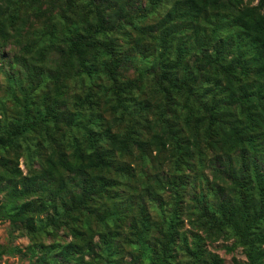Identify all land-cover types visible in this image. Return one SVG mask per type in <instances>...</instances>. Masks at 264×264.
<instances>
[{
	"label": "trees",
	"instance_id": "16d2710c",
	"mask_svg": "<svg viewBox=\"0 0 264 264\" xmlns=\"http://www.w3.org/2000/svg\"><path fill=\"white\" fill-rule=\"evenodd\" d=\"M163 5L166 9L160 10ZM29 12L31 18L37 14L38 19L44 15L45 19L66 20L59 61L90 84L102 76L113 85L110 97L121 107L113 123L119 127L113 132L101 122L104 111L94 97L75 96L78 104L69 107L63 96L66 71L56 76L41 72L56 90L46 94L44 106L41 102L25 104L24 117L20 118V112L14 121L0 120V148L12 147L15 138L40 128L47 140L55 142L57 152L44 160L39 174L19 179L26 178L25 182L12 183L20 177L15 172L11 177L0 174V181L6 177L11 183L8 190L3 189L6 201L0 213L33 231L37 223L54 225L96 201L93 208L108 228L115 223L118 228L117 221L133 223L123 243L126 247L152 264H172L175 249L171 248L182 239L188 246L186 234L178 228V195L194 184L196 200L202 205L198 221H205L204 232L208 234L210 227L230 231L243 246L248 264H264V0H0V43L12 37L22 50L32 47L28 38L24 42L16 39L22 36L17 20L28 19ZM126 25L133 27L135 36L129 40L131 48L122 50L120 42L114 43L109 35ZM147 45L157 57L150 68L145 62L143 69L142 46ZM135 56H143L138 59V76L145 73L148 78L144 98L134 95L137 77L123 79ZM28 57L23 60L30 65L33 58ZM192 61L197 66L189 69ZM142 87V83L137 86L138 95L144 93ZM133 102L140 110L131 108ZM70 137L73 160L67 148L60 146ZM135 148L143 162L153 151L158 164L165 157L171 162V176L163 182L174 195L164 204L174 206L169 213L161 210L160 191L144 183V193L151 198L148 207L157 205L154 211L162 222L151 223V214L144 208L134 211L131 201L117 190L112 192L130 175L123 158ZM63 171L74 175L64 178ZM207 174L213 178L214 200H208L210 192L201 186L209 183ZM152 176L158 182L159 169ZM39 190L37 200L19 202L25 192L37 194ZM232 193L235 199L230 200ZM49 209L52 214L45 220L34 214ZM154 228L161 238L153 243L148 233ZM71 235L74 241L57 247L63 261L95 264L96 255L115 264L120 251L114 229L99 232L98 245L92 243L89 220L83 231L81 226L73 228ZM93 245L101 254H96ZM41 248L46 249L43 255L50 256L51 247ZM85 255L89 260H84ZM193 255L204 260L198 246ZM45 257L41 256L42 263H47Z\"/></svg>",
	"mask_w": 264,
	"mask_h": 264
},
{
	"label": "rangeland",
	"instance_id": "374dc122",
	"mask_svg": "<svg viewBox=\"0 0 264 264\" xmlns=\"http://www.w3.org/2000/svg\"><path fill=\"white\" fill-rule=\"evenodd\" d=\"M256 1L253 2L255 4ZM166 9V6L160 10ZM33 15L31 18L30 12L26 15L25 20L18 19L16 26L21 30V37H16L17 42H24L27 38L30 40L32 47L28 48L26 51L19 48L16 45L12 37L7 41V43H0V120L7 119L10 122L14 121L21 112L23 114L20 118L28 112V107L24 109L25 104H35L42 103L45 105V96L47 93H53L56 90V86H52V81L50 78H43L41 72H53L55 76L60 74L59 72L66 71L64 74L66 78L63 82L64 92L63 96L65 101L69 103V107L72 109L78 104L75 102V96H80L81 99H86L88 97H94L98 99L100 109H103L101 113V122L106 124V126L111 127L112 131L118 130L119 124H114L113 119L120 114L121 107L114 99H111V94L109 89L112 88V84L105 78L100 77L94 80L91 84L84 77L78 76L77 74L70 73L69 69L65 66L62 67L64 63H60L59 51L64 46L62 39L64 38L63 29L68 26L65 19L59 21V18L55 16L53 19H45L44 15L40 19ZM153 20H149V23ZM137 23V22H136ZM138 22V25H141ZM124 27L126 28L124 30ZM123 28L113 32L109 35L114 43L120 42L122 50L126 48H131V43L129 40L133 39V27L131 25H126ZM2 42V40H0ZM145 52L142 60V65L146 62V67L150 68L151 63L156 60L157 52L151 47V45L142 46ZM134 53L135 50H132ZM132 55L134 56V53ZM19 53V55H18ZM19 56V58H18ZM33 58V63L30 65L24 63V57ZM148 57V58H146ZM193 57V56H192ZM190 57V58H192ZM139 57H134L127 66L129 69L125 72L123 79L126 76L129 78H135L134 84V95L140 98L147 97V75L144 73L140 77L138 76L137 68H139L141 61ZM146 58V59H145ZM60 67L58 68V65ZM195 62L189 63V69L194 68ZM145 66L143 65V69ZM142 83L144 93L138 95L137 86ZM133 102L131 108L135 110H140L139 106ZM24 109V110H23ZM4 114V115H2ZM151 116L150 114H148ZM31 117V116H30ZM19 118V119H20ZM146 135L147 132L141 131ZM44 132L37 128V130H30L26 132V137L15 138V144L12 147L0 148V162L5 164L7 168L0 166V174L5 173L11 177L12 172L18 173L20 177H17L13 182L26 181L25 179L19 180L22 177H28L32 174H39L42 169V163L44 165V160L52 157L56 154V144L55 142H50L47 138L42 135ZM108 144V141L104 142V145ZM61 147L67 148L69 157L73 160L71 152H73L74 142L70 137L65 140ZM151 153V152H149ZM157 153L153 151L151 156H144L145 162L141 160V153L135 148L132 155L123 158V161L129 165L130 175L126 179L120 180V183L116 186L114 191H118L122 198L126 201H131L134 206V211H139L140 208H144L145 212L151 214L150 222L153 223L154 220L162 222V217L158 218L155 214L157 210V205L153 208L148 207L149 205V195L147 192L144 193V183L148 186L153 187V189L159 190V195L162 203V211L164 213H169L174 206L164 205L168 201L174 199V195L170 194L167 188L164 186L165 181L170 178L171 174L169 171L170 161L168 158L162 159L161 165L158 164L156 160ZM4 160H3V159ZM70 160V161H71ZM1 165V164H0ZM159 169L158 182H155V178L152 176L155 170ZM64 178H70L74 173H69L63 171ZM148 175V177H146ZM146 177V178H145ZM207 181L209 183L201 184L202 188L207 187L208 200H214L212 190V180L213 178L208 176ZM141 178V179H140ZM161 181V182H160ZM185 181V180H183ZM164 182V183H163ZM157 183V184H155ZM163 183V185H162ZM11 183L5 177L3 181H0V205H3L6 201L5 191L8 190ZM4 189V190H3ZM179 191V190H178ZM232 192V190H230ZM229 191V193H230ZM25 192L24 195L19 198V202L25 201H35L36 198L40 196L41 191L37 194ZM181 193V191H180ZM227 193V196L228 194ZM198 191L195 189L194 184H189L185 188V193L179 194L180 202L178 209H180L178 228L180 232L186 234V242L179 240L177 245H174L171 249H175L173 254V259L170 258L172 264H248V260L245 256L243 246L237 243L234 236L231 235L230 231L222 230L219 231L208 227V234L204 232L203 224L199 223V214L202 213V205L197 202L196 195ZM234 193H232L230 200L235 199ZM46 196V194H45ZM45 198V197H44ZM153 199V198H152ZM90 205L83 207L81 213L77 210L76 213L72 212L69 217L61 218L54 225L44 226L43 224H36L35 230L27 229L24 225L13 224L9 218L5 217L0 213V264H73L71 261H63L57 256V247L74 241V237L71 235L73 228H78L85 226V221L89 220L90 226L93 230V244H99V232L109 231L114 229L117 236V245L119 246L120 253L116 257L115 264H152L147 259L141 257L140 253H136L130 248L126 247L125 239L131 235L132 228L130 224H133L130 220L127 221H117L118 228H116V223L107 224L101 220V214L93 208L97 207L98 203L96 201L89 202ZM140 203V206L137 204ZM156 204V202L154 203ZM90 208V211H87ZM37 218L45 220L47 216L52 214V210L49 209L48 212L34 213ZM132 219V217H131ZM59 220V219H58ZM160 222V223H161ZM158 223V224H160ZM211 229V230H210ZM114 233V232H113ZM152 242L154 243L157 238H161L156 232V228L152 229L149 233ZM152 234V235H151ZM134 239V237H132ZM131 238V239H132ZM80 242V241H78ZM124 245L123 250L121 246ZM41 246L51 247L50 256L43 255L46 249L41 248ZM96 254H101V249L96 245H93ZM160 246V245H159ZM187 246V247H186ZM194 246V247H193ZM200 247L203 252L204 260H198L193 255L196 248ZM193 247V248H192ZM264 247V246H263ZM192 248V249H190ZM127 250L125 252L124 250ZM19 250V251H15ZM193 251V252H192ZM192 252V253H191ZM41 256H46L47 263L41 262ZM93 263H101L102 258L94 255ZM89 256L85 255L84 260H89ZM216 261V263H214ZM102 264H109L103 261ZM154 264V263H153Z\"/></svg>",
	"mask_w": 264,
	"mask_h": 264
}]
</instances>
